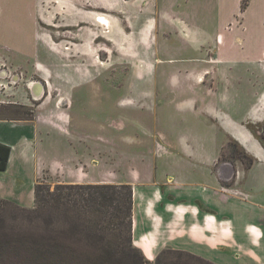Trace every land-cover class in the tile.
I'll return each instance as SVG.
<instances>
[{
  "label": "crops",
  "instance_id": "crops-1",
  "mask_svg": "<svg viewBox=\"0 0 264 264\" xmlns=\"http://www.w3.org/2000/svg\"><path fill=\"white\" fill-rule=\"evenodd\" d=\"M150 1L161 19L151 23L148 14L142 17L140 33L146 37L141 42L160 47L162 54L170 48L177 55H195L197 61L191 70L177 71L169 87L157 85L162 96L167 92L177 99L153 114L151 132L155 128L168 147L125 154L132 165L125 163V179L117 184L132 188L133 245L149 262L162 249L173 248L216 264H264V147L247 126L264 124V0H248L243 11L242 0ZM90 2L96 7L87 13L112 8L109 0ZM202 9L209 15L201 18ZM204 44L216 47L214 55L197 56ZM201 74L205 82L195 81ZM132 102L125 106L131 114ZM35 135L31 124L0 119V144L10 148L7 168L0 172V198L26 208L33 205L39 170ZM63 139L53 144L54 155L67 159ZM229 139L253 157L247 170L218 164L219 146ZM94 149H101L98 141ZM141 154L151 159L139 166L134 157Z\"/></svg>",
  "mask_w": 264,
  "mask_h": 264
},
{
  "label": "rangeland",
  "instance_id": "rangeland-1",
  "mask_svg": "<svg viewBox=\"0 0 264 264\" xmlns=\"http://www.w3.org/2000/svg\"><path fill=\"white\" fill-rule=\"evenodd\" d=\"M109 1L111 9L87 13L85 10L96 7L90 0H0V119L35 128L33 144L40 151L34 185L41 182L51 189L57 184L128 185L117 184L125 179L126 153L163 152L168 147L155 128L151 132L156 120L153 114L156 108L173 105L177 99L167 92L162 96L157 85L169 87L168 83L176 81L177 71L191 70L190 64L197 61L192 59L197 57L177 55L170 48L162 54L160 47L150 48L149 43L141 42L146 37L140 33L144 27L141 23L145 25L140 22L145 20L142 17L148 14L146 18L151 23L160 17L152 1ZM207 10L211 12V8ZM95 14H103L110 22L109 28L98 25ZM205 14L209 12L202 9L200 17ZM163 20L171 22L166 17ZM152 27L154 33L159 31L158 26ZM199 48L197 56L205 58L214 55L216 47L204 44ZM202 80L205 82L204 74L195 81ZM30 82L42 86L37 98L28 88ZM159 100L162 101L157 107L155 102ZM127 102H132V114L125 107ZM147 110V114L140 112ZM136 120L142 125H137ZM147 120L150 124L145 126ZM247 126L264 147V124ZM62 139L68 143L67 151L64 150L67 159L54 155L57 152L53 144ZM97 141L99 150L94 149ZM223 142L218 149V164H239L245 170L253 165V157L236 141ZM203 144L208 147V141ZM55 149H59L58 145ZM144 159L151 157H134L138 165ZM0 200L13 204L3 205L8 212L5 223L8 228H18L19 221L10 219V215L16 213L17 207H26ZM33 207L34 202L26 209ZM166 249L184 253L181 258L169 254L163 259L167 264L178 260L181 264H216L184 249L161 251Z\"/></svg>",
  "mask_w": 264,
  "mask_h": 264
},
{
  "label": "trees",
  "instance_id": "trees-1",
  "mask_svg": "<svg viewBox=\"0 0 264 264\" xmlns=\"http://www.w3.org/2000/svg\"><path fill=\"white\" fill-rule=\"evenodd\" d=\"M248 0H242L243 11ZM10 148L0 144V172ZM0 200V264H151L132 242V188L129 185H34V207L15 209L7 227ZM16 207V206H15ZM161 251L153 264H167ZM174 261V260H172ZM169 264H181L178 261Z\"/></svg>",
  "mask_w": 264,
  "mask_h": 264
},
{
  "label": "bare ground",
  "instance_id": "bare-ground-1",
  "mask_svg": "<svg viewBox=\"0 0 264 264\" xmlns=\"http://www.w3.org/2000/svg\"><path fill=\"white\" fill-rule=\"evenodd\" d=\"M94 21L98 25L103 26L104 29L109 28L110 22H109V20L103 14H97V15H95L94 16ZM106 33H108V32H104L105 35H106ZM107 38L110 39L109 37H107ZM41 87L42 86L40 85V83H36V82H30L29 85H28V88L32 91V93H34V96L36 98H37V96L40 95V92L42 90Z\"/></svg>",
  "mask_w": 264,
  "mask_h": 264
}]
</instances>
